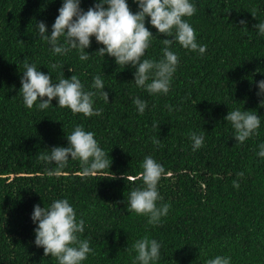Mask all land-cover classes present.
<instances>
[{
    "label": "trees",
    "instance_id": "16d2710c",
    "mask_svg": "<svg viewBox=\"0 0 264 264\" xmlns=\"http://www.w3.org/2000/svg\"><path fill=\"white\" fill-rule=\"evenodd\" d=\"M96 2L81 0L80 7L87 11ZM190 2L197 11L184 19L206 51L201 55L174 43L170 50L179 63L170 90L151 95L135 85V67L122 69L114 57L96 53L103 45L95 37L85 49L87 60L75 49L52 54L36 24L45 22L50 34L63 0H0V264H58L35 245L37 224L31 219L36 204L47 207L56 199H67L77 220L85 221L80 238L94 252L82 264H139L129 249L145 236L161 244L153 264H207L218 255L230 257V264H264V158L258 155L264 97L257 95L264 80V36L253 27L264 23V0ZM127 3L133 13L139 10L135 0ZM149 21L146 17L145 26L153 37L144 58L158 61L162 39L171 37ZM26 60L50 72L54 82L78 76L85 90H94L93 77L100 75L109 102L97 96L93 107L102 114L74 115L56 98L47 109L38 108L39 100L28 109L19 91ZM135 97L147 101L142 115ZM235 109L256 112L261 120L257 134L242 144L224 119ZM77 125L95 133L109 154V169L84 176L78 159L70 158L62 169L39 159L54 146L67 147L66 135ZM192 132L204 135L196 151ZM146 156L165 169L158 206L171 205L155 226L127 207L130 192L143 187Z\"/></svg>",
    "mask_w": 264,
    "mask_h": 264
},
{
    "label": "clouds",
    "instance_id": "9594fccd",
    "mask_svg": "<svg viewBox=\"0 0 264 264\" xmlns=\"http://www.w3.org/2000/svg\"><path fill=\"white\" fill-rule=\"evenodd\" d=\"M139 10L133 13L127 0H98L87 11L80 7L81 0H63L58 9V16L52 24L48 34L47 25L40 21L36 24L39 37L51 47L53 55H66L75 49L79 51L81 61L89 59L85 51L91 45V38L95 37L98 44H102L96 53L114 57L117 65L135 67L134 82L138 88L145 89L149 94H167L171 80L179 63L176 53L171 51L174 43H179L184 49L198 51L201 55L206 51V45L196 42V33L193 27L184 19L191 17L197 11L190 0H135ZM107 5V7H105ZM255 17V14L252 13ZM150 17V24L162 39L163 55L157 61L145 59L149 48L152 32L145 26V18ZM240 24H246L241 20ZM258 34L264 36V23L253 26ZM61 38L63 41L61 42ZM24 71L21 76V88L25 106L32 109L39 100L38 108L44 110L52 105L53 98L58 100L60 108H68L75 114L85 117L99 116L102 108H95L94 98L102 97L105 103L109 102V94L105 91V84L100 75L93 77L91 89L85 90L80 78L74 74L70 78L64 75L53 81L52 75L38 70L35 63L24 62ZM71 71V69H69ZM72 72V71H71ZM150 81V82H149ZM258 96L264 97V80L258 82ZM46 97V99H45ZM133 103L142 115L147 107V101L135 97ZM264 107V99L260 101ZM171 110V109H170ZM224 119L231 123L236 143L242 144L251 136L257 134L260 128V116L248 110H230ZM158 127V125H153ZM68 146H54L50 154H41L39 159L46 163H54L62 169L68 160H79L84 176H89L105 169H109L111 160L109 155L98 144L95 133L86 131L82 125L66 135ZM193 141V151L204 144L203 133H190ZM159 145L160 141L153 139ZM258 155L264 158V144L260 145ZM143 171L141 179L143 187L136 188L127 197L128 210L136 215L146 216L150 225H158L161 218L167 216L170 204L161 203L158 192V183L165 173L164 167L152 156H146L141 165ZM242 177L243 172L237 173ZM107 177V176H104ZM115 178V177H114ZM239 188L237 181L233 182ZM31 219L37 224L35 231V245L43 247L44 256L56 258L58 264H82L94 250L86 239H81L85 221L77 220V214L67 199H56L50 206H34ZM161 244L148 236L135 241L129 252H136L135 260L139 264H153L160 256ZM230 257L216 256L207 261V264H230Z\"/></svg>",
    "mask_w": 264,
    "mask_h": 264
}]
</instances>
